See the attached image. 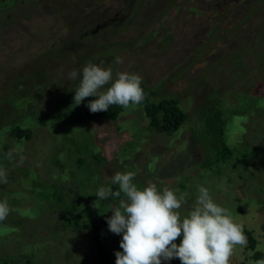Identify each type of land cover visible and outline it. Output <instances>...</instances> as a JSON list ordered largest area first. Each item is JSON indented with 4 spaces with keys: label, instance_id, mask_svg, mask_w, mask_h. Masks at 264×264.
Masks as SVG:
<instances>
[{
    "label": "rangeland",
    "instance_id": "1",
    "mask_svg": "<svg viewBox=\"0 0 264 264\" xmlns=\"http://www.w3.org/2000/svg\"><path fill=\"white\" fill-rule=\"evenodd\" d=\"M15 3V8L0 11V94L8 93L0 107V157L5 159V167L0 169L5 173L0 178V202H6L9 209L0 221V264H102L93 247L91 222L63 230L56 221L58 208L40 201L45 195L40 198L36 192L43 190L41 181L55 183L67 199L72 196L70 189L92 202L94 196L88 193L94 189L95 178L87 175L90 169L84 176H73L75 170L83 174V166L78 167L74 157L68 158L70 139L62 122L47 121L55 115L57 103L45 104L57 97L52 92L55 89L60 96L71 94L82 79L83 67L96 65L90 61L93 54L99 66L112 69L113 81L119 72L138 74L142 85L153 92L154 102L164 97L176 99L188 117L174 134H158L140 127L146 121L143 109L130 108L117 119H122L118 126L124 132L119 134L114 122L94 113L84 115L82 106L74 120L75 128L85 132L87 150L92 145L97 147L95 152L104 160L100 165L111 170L107 174L102 168L99 187H111V177L117 172L133 173L139 189L154 183L162 190L169 183L178 196L187 193L186 203L179 209L183 219L192 210L198 195L196 186L201 182L214 202L227 209L242 230L252 233L254 251L264 262V28L260 33L264 0ZM101 48L114 53L112 58H104V66ZM116 57L123 62L116 63ZM81 59L88 61L80 64ZM73 70L80 73L76 79L69 78ZM108 87L110 84L101 91ZM217 101L224 119L234 116L229 126L239 131L238 151H244L249 159L242 167L218 162L217 171L205 168L208 174L201 179L198 169L203 157L199 158L198 151L206 148L197 145L191 134L201 126L200 113ZM14 102L28 113L22 123ZM14 127L30 128L31 140H16L4 130ZM225 139L227 144H234L238 137L228 132ZM85 162L91 169L97 164ZM48 167L57 168L56 176L62 170L60 182ZM122 199L125 197L113 200L107 211H103L106 206L97 205V211H103L99 225L105 230L109 264H115V253L122 251V235L109 231L106 213L118 207ZM181 240L182 236L176 243ZM253 252L247 243L237 246L229 264H261L254 262ZM163 264L181 261L172 259Z\"/></svg>",
    "mask_w": 264,
    "mask_h": 264
},
{
    "label": "clouds",
    "instance_id": "2",
    "mask_svg": "<svg viewBox=\"0 0 264 264\" xmlns=\"http://www.w3.org/2000/svg\"><path fill=\"white\" fill-rule=\"evenodd\" d=\"M115 62L123 61L116 57ZM78 75L73 70L69 78L76 79ZM116 77L113 81L111 68L88 63L82 69L74 104L79 106L86 98L95 97L87 105L91 113L106 112L112 105L127 109L141 104L142 77L128 72H119ZM3 177L5 173L0 170V178ZM133 179L131 172H117L111 183L118 185V190L113 192L111 187L102 186L95 194L98 200L121 194L125 197L106 221L111 233L122 235V251L115 253V264H163L172 259H179L181 264H229L234 249L247 243L241 225L227 209L214 202L208 188L197 186L192 210L181 219L179 209L186 203L187 193L178 196L169 187L159 190L154 183L139 189ZM8 211L7 203L0 202V221ZM181 236L178 245L176 241Z\"/></svg>",
    "mask_w": 264,
    "mask_h": 264
},
{
    "label": "trees",
    "instance_id": "3",
    "mask_svg": "<svg viewBox=\"0 0 264 264\" xmlns=\"http://www.w3.org/2000/svg\"><path fill=\"white\" fill-rule=\"evenodd\" d=\"M19 1V3L24 4L25 0H0V11H4L7 9L15 8L16 3ZM263 25V24H262ZM261 25V30L264 28ZM118 44H122V42H116ZM110 47V45H109ZM112 47V45H111ZM66 48L64 49V53L66 52ZM98 49V45L96 46ZM100 53L105 54V57H103V66L106 65L107 63L105 62L106 58H112L114 56L113 51H110L107 48H101L99 49ZM81 50L78 51L80 53ZM92 51L88 53V55H92ZM93 59L90 61H94L96 65H98V60H96V56L93 54ZM105 58V59H104ZM88 61V60H87ZM83 59H81V63L87 62ZM79 64V65H80ZM99 66V65H98ZM11 76L9 77V79ZM79 83L77 86L73 89L71 94L63 95L60 96L59 92L57 89L53 90V93L57 94V97L55 99H50V101L45 104V106H48L52 104L53 102H56V111L55 115H53L51 118H47L49 120H56L61 123V127L63 128V131L65 132L67 138L70 139V150H69V155L68 158L72 159L74 157V162L78 165V167L83 166V174H80L79 171H74L73 176H84L86 174V170H88L87 175L90 178H95V181H93V186L92 188L93 191L88 193V195L91 197L92 195L94 197H91L92 202H89L88 197L84 195H80L77 193V191H73L68 189V192L72 195L70 199H67L66 193L62 188H59L56 186L55 183L50 184L41 181L44 186L43 190H37V195L41 198L42 195L44 196V199L40 201H45L48 205L52 204L58 208V213L59 217L56 218L57 222H60L64 229H73V228H81L87 221L89 220L91 222V227L93 229V238H94V248L96 249V253L98 255V258L100 259L102 264H109V254L108 251L105 250L104 248V241H105V230L99 225L101 222V212L109 210V206L111 205L113 200H119L124 197L123 194H121L120 197L116 196H110L105 200H98V197L95 196L97 190L100 188V180L101 178V173H102V168L104 167V170L107 174L111 173V170H109L105 165L102 166L100 165L103 159H100L97 147L92 145L89 150L88 148L85 147L87 142L85 141V132L81 131L78 128H75L74 125V120L77 114V111L84 106L85 109L83 110L84 115H89L91 114L89 108L87 107L88 103L92 100L95 99V97H88L86 98L81 105L76 106L74 104V96H75V90L78 87ZM143 90H144V100L141 104L139 105H132L128 107L127 109L122 108L117 105H112L109 107L108 111L106 112H99V113H94L96 116L102 119H106L110 122H114V125L116 126V132L119 134H124L122 132L121 128L118 126L122 119L117 120L118 117L122 114L127 112L130 108H137L140 107L143 109V116H144V121L145 123L140 127L146 126L147 129L149 130H154L158 134H166V135H172L174 134L184 122L188 120L187 115L179 108V101L176 99H168L164 97L160 102H154L152 99L153 92L148 90L146 87L141 85ZM74 93V94H73ZM8 93L5 91L3 94H0V107L3 104V99L4 96L7 97ZM42 100V97L40 101ZM72 103V106H71ZM15 106H18V108L15 111V114L19 118V122L22 123V119L28 115L26 113V110H22L19 102H14ZM34 109V108H33ZM43 111L45 115V111L43 109H39ZM37 110L34 109V112ZM23 115H25L23 117ZM199 117V124L201 126L198 127V124L196 123V126L198 129H195L192 131V140L197 143V145H201V147H205L206 149L202 152L198 151V154L200 155L199 158L202 156L203 158H200L199 160V166L200 168L198 169L200 178L204 179L208 171L205 170L207 169H214L217 171L218 168V162L219 163H233L229 164L230 167L234 166H239L242 167L244 162H246L249 157L244 153V151L239 152L238 149L241 147L240 145V140H241V135L239 131H237L234 127L229 126L233 121H234V116H232L229 120H226L223 118V112L220 108V103L213 102L211 105L207 106L201 113ZM77 119H80V115L78 116ZM35 121V120H34ZM18 123V122H13ZM15 126V125H14ZM139 128V127H138ZM6 130L11 137L15 138L16 140H28L30 141L32 138V132L29 129H22L20 127H14L13 130ZM129 130V128L127 129ZM140 130V129H139ZM230 135H237L238 140L233 144V141L228 143L226 142V134ZM131 133V132H129ZM134 135V134H132ZM77 139L82 140L84 143L79 144ZM93 143V139H91ZM142 142V136H140V143ZM239 142V145L237 146ZM91 143V144H92ZM232 145V146H230ZM182 149V146L180 147ZM254 151L256 152V148L254 147ZM54 160V159H52ZM5 159L0 157V169L5 167L4 165ZM87 162H93L95 161L97 164L94 165L91 169V165L87 164ZM8 166H11V163L8 161L7 162ZM50 165H55L51 163ZM49 165V167H50ZM48 170L50 172L55 174L53 175L54 179L56 182L61 181V171L60 170L58 175L56 176L55 170L57 168L51 167ZM57 167H59V164L57 163ZM49 172V173H50ZM26 174L32 175V172H27ZM93 176V177H92ZM99 177V180L97 178ZM134 184H136V181H132ZM170 184L163 185L164 187H168ZM198 185L203 184L201 182L198 183ZM197 185V186H198ZM196 186V188H197ZM111 188L113 192L118 190V185H114L111 183ZM208 188V187H207ZM98 200V201H97ZM97 201V202H96ZM96 202V204H95ZM116 202V201H115ZM95 204V205H94ZM97 205L99 206H106L105 210L98 212L97 211ZM241 209L238 208V211ZM110 211L106 213V217L110 218L111 215ZM244 235L246 236L247 239V247L248 250L253 252L256 247V241L252 236V233L248 230H243ZM253 259H262V256L259 257V255L254 251L253 252ZM256 263V261H254ZM240 264H246V263H240Z\"/></svg>",
    "mask_w": 264,
    "mask_h": 264
},
{
    "label": "crops",
    "instance_id": "4",
    "mask_svg": "<svg viewBox=\"0 0 264 264\" xmlns=\"http://www.w3.org/2000/svg\"><path fill=\"white\" fill-rule=\"evenodd\" d=\"M254 261H256V263H261V261H262V259H255ZM240 262H243V261H240ZM238 264H239V262H238Z\"/></svg>",
    "mask_w": 264,
    "mask_h": 264
},
{
    "label": "bare ground",
    "instance_id": "5",
    "mask_svg": "<svg viewBox=\"0 0 264 264\" xmlns=\"http://www.w3.org/2000/svg\"><path fill=\"white\" fill-rule=\"evenodd\" d=\"M252 258H253V256H252ZM240 263H245V261H243V262H239V264H240ZM237 264H238V263H237Z\"/></svg>",
    "mask_w": 264,
    "mask_h": 264
},
{
    "label": "flooded vegetation",
    "instance_id": "6",
    "mask_svg": "<svg viewBox=\"0 0 264 264\" xmlns=\"http://www.w3.org/2000/svg\"><path fill=\"white\" fill-rule=\"evenodd\" d=\"M121 21V20H120ZM113 25H115L114 23H112Z\"/></svg>",
    "mask_w": 264,
    "mask_h": 264
}]
</instances>
